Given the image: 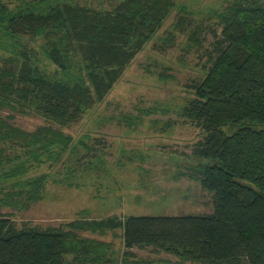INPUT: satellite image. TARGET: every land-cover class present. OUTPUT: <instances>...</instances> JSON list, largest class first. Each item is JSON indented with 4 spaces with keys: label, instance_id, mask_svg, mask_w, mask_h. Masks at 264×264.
<instances>
[{
    "label": "trees",
    "instance_id": "trees-1",
    "mask_svg": "<svg viewBox=\"0 0 264 264\" xmlns=\"http://www.w3.org/2000/svg\"><path fill=\"white\" fill-rule=\"evenodd\" d=\"M173 5L119 0L96 8L37 0L10 11L0 1V38L44 34L47 56L58 67L68 68L77 52L90 70L89 85L70 84L40 70L27 50L0 58V179L11 183L2 205L18 208L39 198L46 174H30L32 166L61 160L70 143L62 127L78 121L109 88L100 70L130 61ZM218 18L216 55L205 76L190 85L195 96L185 108L203 132L193 155L212 211L128 215L117 222L125 254L152 247L199 264H264V3L236 0ZM30 113L45 123L26 129L13 121L14 114ZM68 236L60 228L18 225L10 212L0 213V264H73L66 258L73 251Z\"/></svg>",
    "mask_w": 264,
    "mask_h": 264
},
{
    "label": "rangeland",
    "instance_id": "rangeland-1",
    "mask_svg": "<svg viewBox=\"0 0 264 264\" xmlns=\"http://www.w3.org/2000/svg\"><path fill=\"white\" fill-rule=\"evenodd\" d=\"M0 1L17 11L37 0ZM59 1L111 8L119 0ZM171 1L162 23L130 61L100 70L109 88L95 96L78 121L62 127L70 143L61 160L32 166L30 174H46L39 198L18 208L4 206L1 198L11 183L0 179V213L10 212L18 225L69 232L73 251L66 258L73 264H199L152 247H133L125 254L117 224L128 215L212 211L211 193L196 173L200 160L193 155L203 132L185 108L195 96L190 85L205 76L216 55L219 13L236 0ZM0 40V58L27 50L51 78L89 85V64L73 52L68 68L61 69L47 56L44 34ZM13 121L26 129L45 123L35 113L14 114Z\"/></svg>",
    "mask_w": 264,
    "mask_h": 264
}]
</instances>
